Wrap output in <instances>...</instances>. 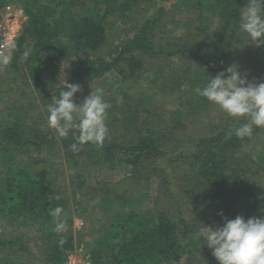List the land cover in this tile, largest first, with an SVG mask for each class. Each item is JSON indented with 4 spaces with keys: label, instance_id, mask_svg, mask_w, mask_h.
Returning <instances> with one entry per match:
<instances>
[{
    "label": "trees",
    "instance_id": "16d2710c",
    "mask_svg": "<svg viewBox=\"0 0 264 264\" xmlns=\"http://www.w3.org/2000/svg\"><path fill=\"white\" fill-rule=\"evenodd\" d=\"M17 1L0 0V8L6 2H13L21 5L27 14L15 40L12 62L6 67L13 74L12 84L0 87L5 98L0 109V264H28L29 261H23L27 256H36L39 264H66V258L75 249V211L77 215L89 214L91 219L82 233L90 239L91 264H190L192 249L197 245L192 235L197 222L204 217L201 203L215 212L220 204L238 205L237 200L244 203L245 211L250 202H264V196H258L246 176L251 169L249 164H255V160L236 154L242 142L250 139L235 134L247 122L245 119H234L230 124L227 120L233 118L227 117L214 133L196 139L186 137L180 142L174 140L166 152L163 141L166 127L157 122L154 109L150 108L157 90L142 89L135 95H127L138 89L139 80L147 76H156L162 83L166 81L170 91H180L173 118L176 125L188 106L196 104L183 95L191 92L199 96L195 89L204 86L195 78L201 73L194 75L184 70L183 79H189L190 87L181 92L176 79L164 78L167 63L163 59L165 66L157 64L155 68L142 70L144 57L170 58L193 48L189 43L171 49L155 46L151 29L165 11L158 6V0H19L20 4ZM141 2H147L149 8H158L142 22H130L121 30L126 32V37L106 48V57L101 55L109 22H128ZM246 2L171 0L170 7L204 19L206 11H215L222 22L215 35L217 50H221L220 41L230 40L239 28L240 9ZM260 48L264 52V46ZM25 50L30 53L26 60ZM225 51L229 53V47ZM208 54L217 55L213 51ZM208 54H201L198 64L205 65ZM63 65L69 67L66 81L81 85V92L74 94L76 103H81L79 96L83 89L87 88L89 94L97 87L103 89L109 104L119 96L132 102L125 108L134 111L125 109L122 118L131 128L130 138L109 134L102 147L88 143L74 153L69 145L76 142L75 131L61 138L49 128L47 108L52 96H58L59 89L53 86L59 82ZM21 77L31 95L18 90L16 82ZM122 81L128 85L124 87ZM110 105L107 115L112 121L118 115L114 116L116 104ZM260 130L254 127L251 137ZM17 153L22 158L15 162ZM49 153L54 156L62 153L72 170L75 188L70 193L65 191L59 168L41 159ZM256 163L264 166V158ZM116 164L129 167V173L95 187L96 205L89 208L83 199L86 174ZM154 175L159 193L172 204L177 221L173 214L160 208L140 209L149 197L148 185ZM133 186L137 190L133 191ZM219 197V202H214ZM57 206L64 210L61 220L66 223V231L63 232L56 231V218L50 214ZM99 222L102 224L97 227ZM26 231H34L40 251L30 247ZM206 264H218L212 251Z\"/></svg>",
    "mask_w": 264,
    "mask_h": 264
},
{
    "label": "rangeland",
    "instance_id": "374dc122",
    "mask_svg": "<svg viewBox=\"0 0 264 264\" xmlns=\"http://www.w3.org/2000/svg\"><path fill=\"white\" fill-rule=\"evenodd\" d=\"M171 1V0H170ZM170 1H161L158 0V6L163 7L165 11L163 14L156 20L152 29H151V39L154 41L155 46L171 49L176 47L178 44L189 43L193 45L191 51L186 52L182 55H177L170 58H158V57H144V66L142 70H147L150 68H155L157 64L167 66L164 68L163 76L164 78L173 77L176 81L179 82L177 85L178 89H181V92H185L190 87L189 79L185 80L183 71L186 70L189 73L196 72L201 73L200 76H194L196 79H199V83L206 84L210 79V76H215L218 72L225 69L232 63L239 65V70L244 73L249 81L260 83L264 82V52L261 50L260 46L249 43L246 36L239 31V28L236 30V33L232 35L231 39L228 41L221 42V50H217L218 42H216L215 35L220 30L222 25L220 16L215 11H206V19L203 17H198L195 15H187L185 13H180L170 7ZM21 1H17L20 4ZM13 3L6 2L5 4ZM141 8V10H140ZM158 7L149 8L147 2H141L140 7L132 11L131 16L128 19V22L123 20H115L109 22L107 29V40L104 43L100 54L105 56L106 48L111 47L113 44H116L118 40L124 39L125 33L121 30L126 28L130 22H142L145 17H147L152 12L156 11ZM239 21V19H238ZM132 35V33H129ZM229 47L230 52H226ZM210 51L215 52L217 55L208 54ZM201 54H208L207 61L205 65L201 66L199 63V56ZM106 57V56H105ZM108 58V57H107ZM163 59V60H161ZM198 65V67H197ZM68 65H63L60 71L59 81H62L63 78H66ZM170 72V75H167ZM13 75V74H12ZM12 75L6 71V67H0V87H10L12 84ZM191 77L190 79H194ZM24 78H20L16 82V86L19 91H24L30 93L29 87H25L22 82ZM151 80V81H150ZM140 84H138V89H132L131 93L127 95H135L142 89L157 90V95L153 103H151L150 108L154 109L153 112L157 118V122L166 127V137L164 138L165 150L166 152L170 151L172 145H174V140L180 142L183 138H199L205 135H210L215 132L216 127L221 126L222 120H225L228 116L216 105L207 101L203 97L193 94L186 93L183 95V98L191 99L196 103L195 106L191 105L184 111L183 115L178 119L176 125L173 118L175 111L178 110V99L177 96L180 91L173 92L170 91V86H166L167 83L161 82V79L156 76H147L145 79H140ZM161 82V83H160ZM160 83V84H159ZM122 85L126 87L128 84L126 81H122ZM161 85L160 87H157ZM57 86H53V89ZM193 89H195L193 87ZM16 93V97L18 96ZM89 95L87 93V88L83 89L82 94L79 96L80 102ZM198 101V99H200ZM5 98L0 93V109L3 108ZM37 103V102H36ZM116 104L115 106V117L114 120L110 121L111 116L107 115L106 125L109 129V134L116 136H124L130 138L132 132L130 126L122 121L123 115L125 113L126 104L132 105V102L128 103L125 101L122 96L119 98H113L110 104ZM38 104V103H37ZM192 104V103H191ZM39 105V104H38ZM147 105V104H146ZM124 108V109H122ZM119 110V113L117 111ZM127 112L134 111L132 108L126 109ZM139 111V110H138ZM139 115V114H138ZM161 116V117H159ZM162 117L165 121H163ZM233 120H227L228 122L234 123ZM238 120V119H236ZM264 128L248 141L242 142L241 146L238 148L236 154L239 156L247 155V157L255 160V164H249L250 170L246 173V176H249L251 181V186L254 191L258 194L259 197L264 196V166L257 161L262 162L264 158ZM57 152H55L56 154ZM21 153L16 154L15 162L18 159H21ZM41 159L47 160L48 162L54 164L59 168V174L63 185L65 186L66 193H70L73 188H75V177L73 172L69 169V166L65 159L63 158L62 153L57 155L45 154L41 156ZM129 167L114 165L113 167H108L107 165L102 167L96 173L86 174V196L83 198L85 203L89 208L92 209L96 205L95 198L93 195L96 193L93 189L95 187H100L105 181L114 182L118 178L129 173ZM257 171V173L252 174L251 172ZM88 172V171H86ZM157 177L154 175L151 177L150 184L148 185V195L149 197L140 205V209H149V208H160L166 211L167 214H173L174 220L177 221L178 216H176L175 209L172 207L170 201L163 195L159 193ZM90 186V189H88ZM133 191L137 190V187L133 186ZM220 197L215 199L214 202H219ZM238 205L233 203L227 205H219L218 211L212 210L208 205L201 203L200 210L204 213V217L201 218L196 224V230L192 235L197 241L196 247H193L192 253L190 255L191 263L190 264H206L211 255V249H209L206 244L203 242V238L200 240L201 230L204 226H211L213 228L222 226L224 218L233 219L237 215L243 216L245 219L255 217L261 218L264 217V202L251 203L249 208L244 210V203L241 200H237ZM234 202V200H232ZM251 204L258 207V209L253 208ZM262 205V207L260 206ZM73 230L75 238V249L66 258V264H81L85 257L89 256V246L88 242L90 239L86 236H82L83 228L86 226V223L91 219L89 214L77 215L76 211L73 213ZM203 216V215H202ZM82 222V224L80 223ZM81 224V225H80ZM102 222L97 223L99 227ZM30 247L33 250L38 249L37 245V236L34 231L25 232ZM71 255V257H69ZM36 256H27L26 260L29 261L28 264H39L37 262ZM172 264V263H171ZM177 264V263H173ZM181 264H184L181 263Z\"/></svg>",
    "mask_w": 264,
    "mask_h": 264
},
{
    "label": "clouds",
    "instance_id": "9594fccd",
    "mask_svg": "<svg viewBox=\"0 0 264 264\" xmlns=\"http://www.w3.org/2000/svg\"><path fill=\"white\" fill-rule=\"evenodd\" d=\"M239 31L249 43L264 46V0H247L239 13ZM14 41L0 48V67H7L13 59ZM29 51L23 52L26 60ZM58 96H52L48 105L47 123L59 137L66 138L75 131L76 142L69 148L78 153L88 143L102 147L109 138L106 125L108 109L111 105L104 99L103 89H91L81 103L74 101V94L81 92V85L68 83L65 78L56 84ZM196 93L218 106L228 117L245 119L235 131L238 138H251L253 128H264V82L249 81L232 63L210 79ZM64 210L57 206L51 210L56 218V231H66V223L61 220ZM222 226H204L200 240L211 249L218 264H264V217L245 219L237 215L233 219L222 217Z\"/></svg>",
    "mask_w": 264,
    "mask_h": 264
},
{
    "label": "built area",
    "instance_id": "2783aa9c",
    "mask_svg": "<svg viewBox=\"0 0 264 264\" xmlns=\"http://www.w3.org/2000/svg\"><path fill=\"white\" fill-rule=\"evenodd\" d=\"M26 20L27 14L21 5L8 3L0 8V48L10 41L15 43ZM81 264H91V260L85 257Z\"/></svg>",
    "mask_w": 264,
    "mask_h": 264
}]
</instances>
